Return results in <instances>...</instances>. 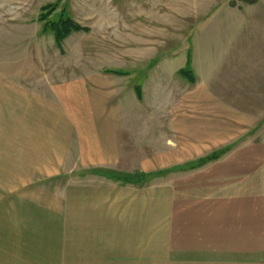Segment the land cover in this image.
Listing matches in <instances>:
<instances>
[{"label":"rangeland","instance_id":"1","mask_svg":"<svg viewBox=\"0 0 264 264\" xmlns=\"http://www.w3.org/2000/svg\"><path fill=\"white\" fill-rule=\"evenodd\" d=\"M226 1L0 0V264H137L122 260L129 256L128 244L119 242L108 254L106 244L91 246L90 236L77 232L100 226L104 239L113 229L118 242L117 224L72 220L63 233L57 216L45 229L29 223L37 200L56 205L59 197L68 198L73 215L76 197L83 203L118 196L114 186L96 185L106 178L89 169L46 176L38 157L25 156L30 92L49 98L81 81L90 88L82 93L91 96V105L114 108L118 159L108 179L138 183L118 185L122 196L155 200L170 197L172 185H220L204 182L215 167L205 164L219 158V148L264 134V13L246 9L257 0ZM207 9L212 12L204 14ZM58 16L70 17L80 30L57 42L47 23ZM190 59L192 83L178 74L189 69ZM66 107L70 115L74 105ZM70 121L67 153L73 157L76 129L92 127ZM66 149H58L65 158ZM155 209L146 211L147 220Z\"/></svg>","mask_w":264,"mask_h":264},{"label":"crops","instance_id":"2","mask_svg":"<svg viewBox=\"0 0 264 264\" xmlns=\"http://www.w3.org/2000/svg\"><path fill=\"white\" fill-rule=\"evenodd\" d=\"M256 3L259 4V0L248 4L246 9L264 13V5ZM209 12L212 10L207 9L203 13ZM257 19L258 15L252 24ZM189 64L196 77L192 59ZM80 83L77 81L73 89L63 85L59 93L52 92L49 98L45 93L28 94L30 107L26 116L31 132L22 141L26 144L25 156L38 157V170L46 176L83 174L80 170L89 169L88 173L93 176L106 178L96 185H112L111 190L118 196H93L83 203H80L83 197H76L73 204L76 214L73 215L68 198L59 197L56 205L54 200L49 204L44 199L37 200L39 202L35 205L39 209H33L34 214L28 215L33 228H38L41 223L45 229L44 225L51 216H57L63 233L68 231L67 222L72 220L107 222L112 228L117 224L118 238L122 239L118 242L112 240L113 229H108L106 240L103 239L104 231L100 233V226L96 230L77 232L82 233L81 237L90 236L92 240L88 238L87 241L91 246L106 244L108 254L114 253L119 242L128 244L129 256L122 260L137 264H264V134L219 148L224 151L219 158L205 164L208 168L215 167L210 169L204 182H218L220 185H172L170 197H155V200L143 196H122L124 189L118 185L138 183L108 179L113 175L109 173L116 168L118 159L114 133V124L117 123L112 121L115 119L114 108L106 107L103 102L102 106L98 104L95 108L94 104L91 105V96L82 93V90L90 91L89 86L87 88ZM67 102L74 105L70 115L66 110ZM69 118L80 121V124L75 121L74 125L92 127V131L76 129L74 141L77 151L73 152V157L67 153L68 141H72ZM95 126L98 127L97 132ZM64 145H67L66 158L64 152L58 150ZM69 159H73L75 166L68 164ZM83 205L88 207L83 208ZM95 205L100 208L96 210ZM152 205L156 206L155 214L147 220L146 211ZM93 231L95 235H89ZM63 233L62 238L65 237ZM148 247L151 250L148 251ZM106 262H110L109 259Z\"/></svg>","mask_w":264,"mask_h":264},{"label":"trees","instance_id":"3","mask_svg":"<svg viewBox=\"0 0 264 264\" xmlns=\"http://www.w3.org/2000/svg\"><path fill=\"white\" fill-rule=\"evenodd\" d=\"M51 6V7H50ZM50 7L53 10V6L52 5H46L45 8ZM50 12H52L50 9L47 12V14H49ZM50 29L52 30V32L54 33V38L57 42H60L62 39H64L65 37H67L70 33H72L73 31H77L80 30V27L74 23L72 21V19L68 16L64 17V16H58L56 19L49 21ZM190 54L188 53V57L187 59H189ZM112 73L115 74H122V72L120 71H114ZM178 74L185 78L186 80H188L189 82H194L195 77L194 74L192 72V70L187 68V69H179ZM220 152L217 153H212L211 155L206 156L205 158L200 159V163L199 164H203L209 160L214 159L216 156L219 155ZM130 181L133 182L134 179H128Z\"/></svg>","mask_w":264,"mask_h":264}]
</instances>
